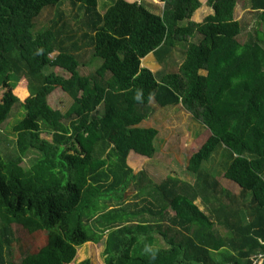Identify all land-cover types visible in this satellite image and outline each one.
Masks as SVG:
<instances>
[{
	"label": "trees",
	"instance_id": "trees-1",
	"mask_svg": "<svg viewBox=\"0 0 264 264\" xmlns=\"http://www.w3.org/2000/svg\"><path fill=\"white\" fill-rule=\"evenodd\" d=\"M65 1L0 0V264H70L88 242L105 264H264V30L239 40V0H209L202 22L201 0H162L161 13L70 0L71 16ZM250 2L264 26V0ZM48 7L55 17L37 29ZM179 42L186 62L171 72ZM151 52L157 72L142 66ZM59 89L69 111L50 103ZM158 105H182L209 130L191 179L157 181L128 162L155 160L159 130L141 124ZM220 149L240 195L206 166Z\"/></svg>",
	"mask_w": 264,
	"mask_h": 264
},
{
	"label": "rangeland",
	"instance_id": "rangeland-1",
	"mask_svg": "<svg viewBox=\"0 0 264 264\" xmlns=\"http://www.w3.org/2000/svg\"><path fill=\"white\" fill-rule=\"evenodd\" d=\"M115 0H106L108 4H113ZM128 1H138L143 3L144 6L149 8L154 13H161L164 7V2L160 0H128ZM202 6L194 13L192 20L197 22H202L205 17L213 13V8L209 4V0H201ZM66 15L71 16L75 11L76 7L70 0H66L65 4L61 6ZM57 8L48 7L43 13L38 17L36 28H42L50 24L51 20L55 17ZM235 18L239 20L242 24V32L239 36V40L244 42L248 33L256 31L258 28L260 31L264 30V26H257L256 15L251 10L249 0H239L235 10ZM255 34V33H254ZM178 47L175 49L169 62L171 67L170 71H175V68L184 61L185 54V43L179 42ZM149 57V58H148ZM146 58V57H145ZM148 59L142 61V66L156 71L159 69L160 65L157 63L156 59L152 58V55L147 56ZM151 58L153 60H151ZM83 70L91 73L93 70L90 56L86 54L82 58ZM145 64V65H143ZM59 73L68 75L66 71L59 68ZM23 89L26 90V82H22ZM19 86L14 90V93L20 97V99L25 100L29 93L23 92L20 94L18 92ZM28 90V89H27ZM4 91H0V98H2ZM51 105L62 112L69 111L73 104V99L62 90H57L51 97ZM159 106V105H158ZM165 108V109H161ZM21 115L13 116L11 119H20ZM141 126L145 127H155L159 130L156 140V147L158 152L153 159H143L141 156L132 153L136 157L129 158V164L138 171L140 169H145L153 178L157 181L162 180L169 173L175 174L181 178L191 179V175L187 171V166L189 158L192 155V151L200 147L199 141L201 137H207L209 135L208 128L196 121L191 117L189 112L183 108L182 105H168L165 107H156V111L150 118L145 119ZM44 136L51 139V136L44 134ZM225 154L223 149L218 150L215 153L209 163L206 165L211 170H213L220 178L223 186L231 191L234 195H240L242 187L235 181L224 177L225 172ZM32 155H30L31 157ZM26 165V161H25ZM197 203L202 209H205L201 200ZM104 246L102 244L88 242L78 248L76 255V260L70 264H81L85 259L90 258L92 264H105L103 258Z\"/></svg>",
	"mask_w": 264,
	"mask_h": 264
},
{
	"label": "clouds",
	"instance_id": "clouds-1",
	"mask_svg": "<svg viewBox=\"0 0 264 264\" xmlns=\"http://www.w3.org/2000/svg\"><path fill=\"white\" fill-rule=\"evenodd\" d=\"M160 1H162V0H160ZM162 2H164V1H162ZM164 5H165V2H164ZM164 8V7H163ZM187 44L188 43H186L185 42V54H184V61L181 63V65H179V66H177L176 68H175V71H173V72H178L179 71V69H180V67L183 65V64H185V62H186V53H187V50H188V48H187ZM179 45L177 44V45H175L174 46V48H173V50H172V52H171V54L167 57V63L170 65V62H169V60H170V58L172 57V54L174 53V51H175V49L178 47ZM152 55V58H154V59H156V56L154 55V53L153 52H151V53H149L148 55ZM149 58V57H148ZM147 58V56H146V58H144V60H146V59H148ZM151 58V60H153ZM156 61H157V59H156ZM157 63L159 64V62L157 61ZM143 65H145V64H143ZM160 65V64H159ZM171 67H173V66H171L170 65V68H169V70L171 69ZM161 68V65H160V67H159V69ZM159 69H157L156 71H154V72H157ZM152 70V69H151ZM153 71V70H152Z\"/></svg>",
	"mask_w": 264,
	"mask_h": 264
},
{
	"label": "crops",
	"instance_id": "crops-1",
	"mask_svg": "<svg viewBox=\"0 0 264 264\" xmlns=\"http://www.w3.org/2000/svg\"><path fill=\"white\" fill-rule=\"evenodd\" d=\"M250 1V0H249ZM238 4V3H237ZM250 6H251V2H250ZM236 10V9H235Z\"/></svg>",
	"mask_w": 264,
	"mask_h": 264
}]
</instances>
